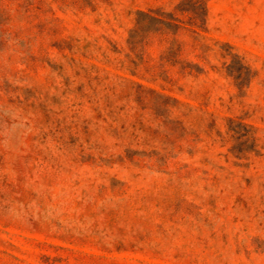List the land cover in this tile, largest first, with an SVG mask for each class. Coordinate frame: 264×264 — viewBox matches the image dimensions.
I'll return each mask as SVG.
<instances>
[{"label":"rangeland","instance_id":"1","mask_svg":"<svg viewBox=\"0 0 264 264\" xmlns=\"http://www.w3.org/2000/svg\"><path fill=\"white\" fill-rule=\"evenodd\" d=\"M0 264H264V0H0Z\"/></svg>","mask_w":264,"mask_h":264}]
</instances>
